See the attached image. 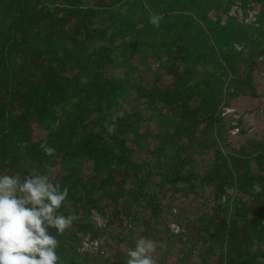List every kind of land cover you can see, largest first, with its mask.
Instances as JSON below:
<instances>
[{"label": "trees", "instance_id": "1", "mask_svg": "<svg viewBox=\"0 0 264 264\" xmlns=\"http://www.w3.org/2000/svg\"><path fill=\"white\" fill-rule=\"evenodd\" d=\"M203 1L0 0V175L44 174L67 187L58 211L77 219L63 234L49 229L58 264H125L138 237L158 244L171 232L157 222L168 213L181 229L171 232L179 264H264V137L229 143L221 114L235 97H260L264 0H242L258 26L212 22ZM239 112L259 121L264 110ZM140 124L155 139L142 147L157 156L152 165L137 154ZM237 125L244 134L242 118ZM191 196L204 201L185 203ZM84 236L101 243L96 252L78 251Z\"/></svg>", "mask_w": 264, "mask_h": 264}, {"label": "clouds", "instance_id": "2", "mask_svg": "<svg viewBox=\"0 0 264 264\" xmlns=\"http://www.w3.org/2000/svg\"><path fill=\"white\" fill-rule=\"evenodd\" d=\"M161 20L160 14L150 12V24L159 27ZM106 130L113 133L115 124ZM41 148L49 156L55 152L47 144ZM254 187L259 190V185ZM67 196V187L62 189L44 174L0 175V264H58L59 241L49 229L63 234L77 219L58 211ZM157 247L156 241L138 237L125 264H157L153 256Z\"/></svg>", "mask_w": 264, "mask_h": 264}, {"label": "rangeland", "instance_id": "3", "mask_svg": "<svg viewBox=\"0 0 264 264\" xmlns=\"http://www.w3.org/2000/svg\"><path fill=\"white\" fill-rule=\"evenodd\" d=\"M247 1L249 2L248 5H250V7H254V6L256 7V5L258 3L257 2L258 0H255V1L247 0ZM203 2L205 3V6L204 5L202 6V12H205L207 10L208 11L207 12L208 17L212 20V22L215 19H219V20H222V23H224L225 19L228 17V18H232L237 23L245 25L242 23L243 16L246 15V12L243 9V1L242 0H230L228 6H226V8L222 7L220 0H204ZM190 9L191 10L187 14L194 15L196 10H194V8H190ZM174 13H176V12H174ZM172 18L173 19L175 18L174 15L169 16L170 20H172ZM194 19L197 21H200L203 24V22L200 19H198V17L195 16ZM202 37H203L205 44L206 45L208 44L207 45L208 47H212V50L215 52V47L212 45V42L209 38V34L204 33L202 35ZM206 37H208L207 43L205 41ZM236 48L240 49V46L236 45ZM156 68H157L156 66L152 65V66H149L148 70L144 72L145 73L144 74V82H146V84H150L151 81L154 79ZM123 70L124 69L118 65H115L114 67H112L110 69V71H112L116 74H119V75L122 74ZM163 77L165 80L161 81V83L163 85H165L167 82L166 81L167 77L165 75H163ZM258 90H259L260 97H258V99H256V100L255 99L251 100V99L243 97V96L242 97H235L231 100L230 104L233 106L232 109H233L234 113L236 114L233 117L230 114H223L224 108L222 109V112H221L222 118H225V124L227 127V129L225 130V133L223 134V137L229 143H231L233 145H239V144L245 143L250 138L261 139L262 137H264V112H261L262 117L259 121H255V119L250 120L247 118V114H243V113L239 112V110L249 109V108H252L254 106H255V109H257V110H259V109L264 110V82L263 81L262 82L260 81L258 83ZM261 113H259V114H261ZM239 118H242L243 129H244L246 134L245 133L240 134V132L236 133V134H232V132H231V130L234 128V126L237 125V120H239ZM162 121H164L163 118H162ZM260 122H261V124L258 125V123H260ZM147 130L148 129L145 127L144 124L139 125L138 131L140 134H143V136L141 135V137L139 139L141 150H139L137 154H139L146 161L147 165H148V163H149V165H152V163L155 162L154 160H156L157 156L155 155V153L154 154L152 153V148H150V149H147V148L143 149L142 148L143 144L147 143V142L150 143V147H153L155 144L154 137L152 135H147V133H148ZM156 131L157 130L155 128H153L152 132H156ZM144 134H146L148 137L145 138ZM43 137H45V131L42 130L38 126V124L34 123L33 124V139L40 140ZM132 137H133V134H132ZM228 194H229V196H232L231 192H228ZM185 201H186L185 203L190 202V203H192V206L196 207L200 203H202L204 200L202 198H199L196 196H191V197H188L187 200L185 199ZM180 203H181L182 207H184L183 206L184 202H183V204H182V201ZM194 207L190 208L189 211L190 212L194 211L195 210ZM171 215L169 213L165 214V219L162 221H157V222L161 224V227H164V228L167 227V229L172 232V228H171L172 224L170 221H168V219H170L172 217ZM101 221L102 220H101L100 216L97 215L94 217L92 224L97 225L96 223L101 222ZM123 221H126V220L124 219ZM101 225H103V221L101 222ZM179 230L181 231L180 228H179ZM165 232H166V230H165ZM171 232L167 231L166 233H163L164 234L162 237L163 241L158 243V249H160V247L162 245L164 247L161 248V250H163L166 246L164 243H169L170 247H172V252L169 255L165 256L164 258L160 255V250L157 253L156 252L153 253V256L155 259L161 260L160 261L161 264H179L178 261H179V258H181V255L179 254L178 250L175 248V246L179 244V241H177V238L175 237V235H172ZM90 242H91L90 238L88 236H84L82 238L81 243L77 247L78 251L80 253H85V254L90 253V252H88L90 250L89 249ZM120 245H121V243H120ZM199 245L200 244H198V247L196 248L198 253H199ZM111 250L113 252L114 248ZM194 251H195V249H194ZM124 252H127V251H124ZM194 253H196V251ZM193 261L195 262L196 260L193 259Z\"/></svg>", "mask_w": 264, "mask_h": 264}, {"label": "built area", "instance_id": "4", "mask_svg": "<svg viewBox=\"0 0 264 264\" xmlns=\"http://www.w3.org/2000/svg\"><path fill=\"white\" fill-rule=\"evenodd\" d=\"M242 23L245 24V25L258 26V22H257V12H256V10L253 9V8L248 9V10L246 11V15L243 16V21H242ZM259 60H261V61L263 62V64H264V57L259 58ZM223 110H224V113H223V114H230V115H232V117H233L234 115H236V114L234 113V111H233L232 108H224ZM235 123H236V122H235ZM231 132H232V134L239 133V132H240V128H239V126H238V125H235L234 128L231 130ZM95 216H97V215L94 214L93 219H94ZM101 220H102V219H101ZM101 222H102V221H101ZM101 222H98V223H96V224H97L98 226H101ZM171 228H172V231H173L174 233H178V232L180 231L179 228L176 227V226H174V225H171ZM100 244H101V243L98 242V241H96V240L91 241V242H90V245H89V246H90V247H89L90 250H89L88 252H90V253H94V252H96V251L98 250Z\"/></svg>", "mask_w": 264, "mask_h": 264}]
</instances>
